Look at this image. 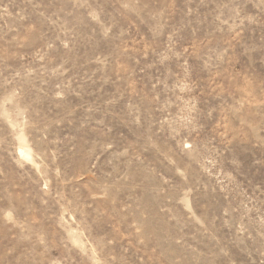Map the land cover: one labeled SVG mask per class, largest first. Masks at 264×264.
I'll use <instances>...</instances> for the list:
<instances>
[{"label": "rangeland", "instance_id": "rangeland-1", "mask_svg": "<svg viewBox=\"0 0 264 264\" xmlns=\"http://www.w3.org/2000/svg\"><path fill=\"white\" fill-rule=\"evenodd\" d=\"M0 264H264V0H0Z\"/></svg>", "mask_w": 264, "mask_h": 264}, {"label": "bare ground", "instance_id": "bare-ground-1", "mask_svg": "<svg viewBox=\"0 0 264 264\" xmlns=\"http://www.w3.org/2000/svg\"><path fill=\"white\" fill-rule=\"evenodd\" d=\"M20 153H22V155L24 154V156H28V157L30 156L31 157V152L27 147H22Z\"/></svg>", "mask_w": 264, "mask_h": 264}]
</instances>
